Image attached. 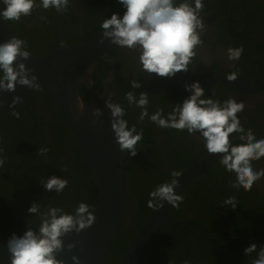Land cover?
I'll use <instances>...</instances> for the list:
<instances>
[{
	"label": "flooded vegetation",
	"instance_id": "flooded-vegetation-1",
	"mask_svg": "<svg viewBox=\"0 0 264 264\" xmlns=\"http://www.w3.org/2000/svg\"><path fill=\"white\" fill-rule=\"evenodd\" d=\"M113 13L123 14V9L116 0H71L68 9L63 13L54 9L39 8L34 9L31 16L10 23L12 30L26 41L30 52L38 58L59 47L62 36L68 45L77 46L101 34L102 20L110 18ZM201 15L205 24L203 45L197 49L189 71L178 73L173 79L141 73L135 52L114 45L110 48V53L115 58L117 102L126 109L125 119L130 126L133 125L135 113L138 115L140 111L138 107L128 105L126 92L135 91L137 95L140 92L148 93L149 113L161 108L167 113L189 95L184 90L185 86L189 82L199 81L200 85L204 84V98L211 97L221 102L234 98L237 102H243L244 110L238 114L241 125L246 130H251L257 139H264V0H205ZM241 46L244 52L240 60L228 61L226 49ZM113 64L111 58L102 56L94 69V86L100 93H103ZM233 71L239 75L235 81H228L226 76ZM132 79L139 80L143 87L133 90L130 84ZM253 87H256V90H253ZM34 90L22 108L0 116V149H3L7 161L4 168L0 169V176L4 177L5 189L8 192L7 200L0 202V212L4 216L0 222L7 233H15L17 236H22L29 228L35 229L34 217L37 216L29 214L28 208L32 203L41 204L43 199L47 198V192H42L44 188L41 183L21 182L19 179L23 180V174L30 173L34 177L42 175L41 179H44L43 171L48 170L47 176H52L56 173L53 170L58 169V164H50L51 159L54 158L62 164L76 159L78 165L75 164L72 173L75 179L81 182L86 201L89 196V182L93 183L89 177L85 178L87 172L84 157H81V150L75 140L60 137L55 131L59 126H66L57 103L41 88ZM79 92L81 97L89 102V94L84 86H80ZM25 105L26 108H23ZM14 112L20 113L19 119ZM140 130L143 131V139L137 144L138 154L130 158L127 168L130 185V177L133 179V187L131 194L129 191L128 215L124 216L122 222L124 231L130 233L137 229L135 223L138 210L142 207L139 206L141 193L150 192L155 186L170 181L173 178L172 172L181 173L208 154L203 144L186 132L159 128L147 118L140 120ZM230 140L240 143L236 134H232ZM41 147L49 148L44 157L37 154ZM34 160L41 162L44 167L47 166L46 170H35L39 164L33 162ZM253 167L264 168V159L254 162ZM50 168L53 170H49ZM22 170L23 174L20 173ZM233 180L234 177L221 168L218 159L209 170L185 186L191 185L182 194L183 203L178 209L175 208L176 220H169L186 223L170 226L188 228L192 235L202 239H221L224 241L221 250L218 251L216 245L214 251L199 253L198 246L191 244L192 249L179 252L180 258L173 251H164L163 255L159 251H151L145 264H185L186 261L188 264H251V258L244 255V249L252 243H256L258 248L264 246V179L256 182L248 192H236L231 189ZM18 185L21 186L19 192ZM23 186L27 188L24 189ZM72 186L69 182L68 188ZM213 186L215 188H212ZM10 189L14 191L10 192ZM35 191L42 193L35 196ZM208 191L223 193V200L228 196H236L238 203L235 211L224 208L223 200L213 204L207 198ZM197 194L200 195L199 198L196 197ZM62 195V199L68 201V192H63ZM244 201L249 205L243 204ZM54 204V201H49L47 205H41L56 206ZM211 206L221 211L209 217L207 214ZM217 227L227 235L222 236L220 234L223 232H220L219 237L205 236L198 230L216 234L214 230L219 229ZM188 237L184 239L181 235L176 239L190 243L194 241L193 237ZM114 263L115 258H112L108 264Z\"/></svg>",
	"mask_w": 264,
	"mask_h": 264
},
{
	"label": "clouds",
	"instance_id": "clouds-1",
	"mask_svg": "<svg viewBox=\"0 0 264 264\" xmlns=\"http://www.w3.org/2000/svg\"><path fill=\"white\" fill-rule=\"evenodd\" d=\"M123 9V14L113 13L100 24L103 39L118 48H126L136 53L141 73L155 74L158 78L173 79L178 73L188 72L189 65L197 55V49L203 45L202 35L205 24L201 15L205 0H116ZM71 0H0V18L4 21L19 22L22 17L32 15L34 9H54L65 12ZM244 52L243 47L227 48L226 56L230 62H238ZM31 52L26 41L13 37L0 43V91L14 92L16 85L31 89L39 87L37 78L31 75L20 60H28ZM15 62V66H14ZM238 72L227 74L228 81H235ZM133 90L141 89L137 79L130 81ZM189 95L180 104L165 113L158 109L149 113L148 93L135 91L125 93L129 106L139 108V118H147L162 129L186 132L203 144L209 154H219V165L232 175L231 189L251 191L253 185L264 179V168L256 169L254 162L264 159V139H257L251 130L241 125L238 116L244 110L243 102L229 98L221 102L205 97V89L199 81L185 86ZM20 97H14L13 104L19 103ZM112 116L111 128L115 142L121 152L127 151L130 158L138 154L137 144L143 139V131L137 132L134 125L125 119L126 109L120 103L105 101ZM84 106L81 104V111ZM17 119L19 112L13 113ZM92 115L99 118L103 113L94 109ZM236 134L240 143H233L230 136ZM49 148H39L37 154L44 157ZM3 149H0V169L6 164ZM67 171V169H65ZM172 179L165 181L150 191L147 206L154 210L162 209L164 203L179 208L184 197L176 193L179 186L175 177L179 172H172ZM45 192L60 195L69 185V180L61 176H47L41 179ZM238 200L228 196L222 202L224 208L235 211ZM29 214L37 216L39 223L35 229L29 228L22 236L12 234L7 242L11 264H63L57 254L64 249L62 237L69 233L79 234L90 228L95 222L94 208L80 202L73 212H66L58 206H42L32 203ZM74 245L69 244L68 249ZM255 254V256H253ZM244 255L251 258V264H264V246L252 243L244 249ZM74 264H80L77 257H72ZM185 264H188L186 261Z\"/></svg>",
	"mask_w": 264,
	"mask_h": 264
},
{
	"label": "water",
	"instance_id": "water-1",
	"mask_svg": "<svg viewBox=\"0 0 264 264\" xmlns=\"http://www.w3.org/2000/svg\"><path fill=\"white\" fill-rule=\"evenodd\" d=\"M15 36L18 37L8 22L0 18V43ZM102 39L101 33L81 45L73 46L68 45L62 36L61 45L49 54L36 58L31 53L28 60L19 61L37 78L39 88L57 103L63 123L80 148L100 191L99 202L94 209V224L79 234L72 232L62 237L64 249L57 254V259L63 264H74L73 256L77 257L80 264H106L107 254L124 219L129 199L130 179L127 168L130 157L127 151L121 152L115 142L111 112L105 104L109 99L117 103L115 58L110 53L113 45L107 40L101 44ZM102 56L111 58L114 64L103 93H100L94 86L93 73ZM81 85L88 91L89 102L80 95ZM252 89L256 90V87ZM33 90L17 84L14 92L0 91V116L20 108ZM14 97H20L19 103L13 104ZM81 104L84 106L83 111ZM94 109H99L103 115L94 117ZM133 125L138 132L140 118L137 113ZM218 159L219 154L208 153L201 161L183 170L175 178L179 185L175 189L176 193L179 194L194 178L209 170ZM163 203L162 209L152 210L141 230L126 247L118 264H139L148 246L164 227L186 224L169 221L171 206ZM7 242L0 222V264H11ZM69 244L74 245L71 251L68 249Z\"/></svg>",
	"mask_w": 264,
	"mask_h": 264
},
{
	"label": "trees",
	"instance_id": "trees-1",
	"mask_svg": "<svg viewBox=\"0 0 264 264\" xmlns=\"http://www.w3.org/2000/svg\"><path fill=\"white\" fill-rule=\"evenodd\" d=\"M10 27L12 28V25L10 23V21H8ZM36 57V56H35ZM38 90L35 89L34 91ZM33 96V94H32ZM31 96V97H32ZM22 108V107H21ZM26 108V105L23 107ZM57 132V134L59 133L58 136L60 137H64L67 140L70 141H74L72 134L69 132V130L67 129L66 126H59L57 127V129L55 130ZM60 139V138H59ZM81 155V154H80ZM81 157L83 158V156L81 155ZM36 164H39V166H36L37 168L35 170H46V167L43 166V164L41 162H37V161H33ZM83 162H84V166L86 169V177H89L93 183L89 182V196L87 198L88 201H86L85 196H84V189L81 186V182L77 179H75V175L74 173H72V171H74V166L75 164L78 165L77 160L73 159V161H71L70 163H66V164H62L60 163L58 160H54L51 159V165L52 164H58V169L57 170H53V169H49V170H53L55 171V175L56 176H61L63 178H66L69 180V182L72 183V188H66L64 190V192H68V201H65L64 199H62L63 195H57L54 192L53 193H47V198H44L42 203L43 205H47L49 201H54L56 206L58 207H62L64 208V210L66 212H73L75 207L79 204L80 201L85 202L87 204H89L90 206H92L94 209L96 208L98 202H99V198H100V191L96 185V183L93 180L91 171L86 163V161L83 158ZM34 166V164H32ZM23 168V165L21 166ZM65 169H67V171H65ZM21 174L24 173V170L20 171ZM209 173V172H208ZM37 174V172H36ZM42 174H44L45 178L47 177L48 174V170L47 171H43ZM25 177H23L22 179H19L21 182L26 181L30 184H35V183H41V176L42 175H38L37 177H34L32 174L27 173V174H23ZM32 175V176H31ZM131 178V188H130V194L132 193V187H133V179L132 176ZM10 181H13L12 179H10ZM80 184V185H79ZM79 186V187H78ZM6 187V182L4 180V177L0 176V202L3 203L5 202V200H7L6 198H8V192L5 189ZM191 187V185H188L187 187L183 188L180 191V195H182L183 193H185L189 188ZM21 186L18 185V192L20 190ZM23 188H27L26 186H23ZM212 188H215V186H213ZM74 190V192H73ZM14 191L13 189L9 190ZM45 190H43L42 192H44ZM205 191V190H204ZM42 192H36L35 191V196L40 195ZM75 193V194H73ZM149 193L150 192H145L143 191V193H141V197L139 199V206H142L139 208L138 210V214L136 216V220L137 222L135 223V227H137V229H135V231H133L132 233H130L129 231L125 232L124 231V227H123V222L120 225L119 231L117 233V235L115 236L112 245L109 249V252L107 254L106 257V264L109 263V260L112 258H115V263L114 264H118L123 252L125 251L126 247L128 246V244L130 243V241L133 239V237L138 233V231L141 230V228L143 227V225L145 224L147 218L149 217L150 213L152 212V208H149L147 206V200L149 199ZM19 196H22L21 193H18ZM199 194L196 195L197 198H199ZM223 196L224 194L221 192H213V191H208L207 192V198H209L211 200V202L217 203L220 200H223ZM65 201V204L63 203ZM243 204L245 205H249L248 202L244 201ZM144 206V207H143ZM221 209L219 210H215V208L213 206L210 207V209L208 210V216L211 217L213 215H215L217 212H220ZM225 211V209L223 210ZM14 215V214H13ZM128 215V208L126 209V213L125 216ZM177 216L175 213V208L172 207L169 213V220H176V218L174 217ZM3 218V213L0 212V219ZM35 221H34V226H38L39 220L37 217H34ZM179 218V217H177ZM4 222V220H3ZM228 221H225V223H227ZM195 225V224H194ZM219 228V227H217ZM2 233L3 236L5 237V239L9 240L11 238V234L7 233L5 231V228H2ZM27 229V228H26ZM199 232L205 236H216L219 237L220 235L224 236L227 235L225 233V231H222L221 228L214 230L216 234H212L210 231H205V230H201L198 229ZM220 232H223L222 234H220ZM220 234V235H219ZM184 236V239H188V236L193 237L194 241L188 242L185 240H179L176 239L178 238V236ZM224 241H222L221 239L218 240H205L202 239L198 236H196L195 234L192 235L191 232H189L188 228H185L183 226H167L165 228H163L160 233L158 235L155 236V238L153 239L152 243L148 246V248L146 249V251L144 252L139 264H145L146 261L149 258V254L151 251H159L161 252V254H164V251H173L174 253H177V257L180 258L181 255L179 254L180 251H189L190 249H192L191 244L197 245V252H206V250H210V251H214L216 248L215 246L217 245V250H221L222 248V243ZM226 242H232V241H226ZM234 243V242H233ZM261 244V241H260ZM163 250V251H162Z\"/></svg>",
	"mask_w": 264,
	"mask_h": 264
}]
</instances>
